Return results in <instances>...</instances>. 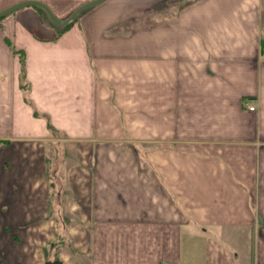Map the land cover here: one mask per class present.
Returning a JSON list of instances; mask_svg holds the SVG:
<instances>
[{"label":"crops","instance_id":"crops-1","mask_svg":"<svg viewBox=\"0 0 264 264\" xmlns=\"http://www.w3.org/2000/svg\"><path fill=\"white\" fill-rule=\"evenodd\" d=\"M1 19L0 264H264V0Z\"/></svg>","mask_w":264,"mask_h":264},{"label":"water","instance_id":"water-1","mask_svg":"<svg viewBox=\"0 0 264 264\" xmlns=\"http://www.w3.org/2000/svg\"><path fill=\"white\" fill-rule=\"evenodd\" d=\"M104 1L105 0L87 1L83 3L82 5H80L79 7H77L70 16L66 18H59L57 14L54 12V10L51 8V6H49V4H47L46 2L41 1V0H24V1L15 3L11 6L1 9L0 19L18 9L28 7V6H37L45 10V12L47 13V15L49 16V18L52 20L54 24H56L57 26H65V25L70 24L74 20H76L85 11L99 5L100 3Z\"/></svg>","mask_w":264,"mask_h":264},{"label":"rangeland","instance_id":"rangeland-1","mask_svg":"<svg viewBox=\"0 0 264 264\" xmlns=\"http://www.w3.org/2000/svg\"><path fill=\"white\" fill-rule=\"evenodd\" d=\"M41 1H43V0H41ZM79 1L80 0H61V2H63V5H65L67 8L69 7V6H73V5H77L78 3H79ZM87 1H90V0H87ZM87 1H85V2H87ZM45 2V1H44ZM85 2H83V3H85ZM47 3V2H46ZM83 3H81V4H83ZM176 3V2H175ZM48 4V3H47ZM80 4V5H81ZM169 4H173V2H169ZM80 5H78L77 7H79ZM28 7H34V8H36L38 11H39V13H40V15L42 16V19H45L47 22H49V23H51V24H53L56 28H62V27H64V26H59V27H57V25L56 24H54L53 22H51L52 20L51 19H49L48 17H47V15H46V13L43 11V10H40L37 6H28ZM76 7V8H77ZM25 8V7H24ZM75 8V9H76ZM74 9V10H75ZM73 10V11H74ZM68 11L69 10H67L64 14H61L62 16H59V14H57L56 12V14H57V16L59 17V18H64V15H66L67 17L68 16H70L72 13H68ZM69 14V15H68ZM66 18V17H65ZM2 20V19H1ZM0 20V21H1ZM51 20V21H50ZM78 19H76V21H77ZM75 23V22H74ZM74 23H71V24H69L70 26L71 25H73ZM66 26V25H65ZM69 26V27H70ZM68 27V28H69ZM55 153L57 154V155H59L60 153H59V151H58V149L55 151Z\"/></svg>","mask_w":264,"mask_h":264},{"label":"trees","instance_id":"trees-1","mask_svg":"<svg viewBox=\"0 0 264 264\" xmlns=\"http://www.w3.org/2000/svg\"><path fill=\"white\" fill-rule=\"evenodd\" d=\"M40 10H43L44 11V9H42L41 7H38ZM45 12V11H44ZM46 13V12H45ZM46 15H47V13H46ZM47 17L49 18V16L47 15ZM50 19V18H49ZM51 21V20H50ZM52 22V21H51ZM74 22H76V20H74L73 22H71V23H74ZM70 23V24H71ZM70 25L68 24V25H66V26H64V27H62V28H60L59 26H57V27H59L58 29H60L61 31L62 30H64V29H66V28H68ZM21 62H22V75L25 73L24 72V61L21 59ZM24 77V76H23ZM56 182H53V184L54 185H56L55 184ZM64 239H63V237H60L59 238V240L58 241H56V242H54V243H52V248H51V250H50V252H49V254H48V262H49V264L51 263L52 264V262L51 261H53L54 260V256H53V250H54V248L56 247V249H59L63 244H64V241H63ZM56 258H58L57 256H56Z\"/></svg>","mask_w":264,"mask_h":264},{"label":"built area","instance_id":"built-area-1","mask_svg":"<svg viewBox=\"0 0 264 264\" xmlns=\"http://www.w3.org/2000/svg\"><path fill=\"white\" fill-rule=\"evenodd\" d=\"M248 107L250 110H254L255 109V105L254 104H248Z\"/></svg>","mask_w":264,"mask_h":264}]
</instances>
